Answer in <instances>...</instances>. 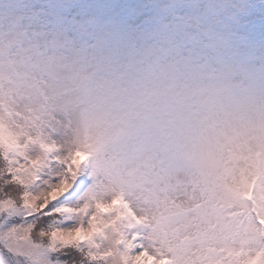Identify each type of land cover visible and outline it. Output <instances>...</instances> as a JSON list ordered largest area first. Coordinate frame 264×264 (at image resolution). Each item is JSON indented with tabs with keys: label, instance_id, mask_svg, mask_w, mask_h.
<instances>
[{
	"label": "snow or ice",
	"instance_id": "1",
	"mask_svg": "<svg viewBox=\"0 0 264 264\" xmlns=\"http://www.w3.org/2000/svg\"><path fill=\"white\" fill-rule=\"evenodd\" d=\"M0 264H264V0H0Z\"/></svg>",
	"mask_w": 264,
	"mask_h": 264
}]
</instances>
